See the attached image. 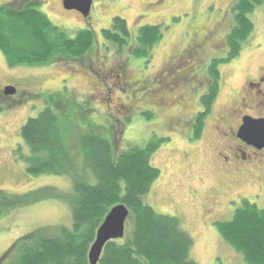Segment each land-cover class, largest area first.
Returning <instances> with one entry per match:
<instances>
[{"label": "rangeland", "instance_id": "1", "mask_svg": "<svg viewBox=\"0 0 264 264\" xmlns=\"http://www.w3.org/2000/svg\"><path fill=\"white\" fill-rule=\"evenodd\" d=\"M9 1L0 0V5ZM155 1L93 0L91 16L87 21L77 11L63 8L62 0H44L41 10L68 38L73 39L80 31L91 29L97 39L95 45L87 50L85 56L75 60L16 68L9 67L0 50V90L12 85L18 91L17 96L26 93L22 98L17 97L18 104L0 97V257L18 238L33 231L42 228L43 231L36 235H55L59 227L71 226V212L64 197L71 193L76 174L84 171L88 181H96L84 168L82 149L77 141L81 135L94 132L104 137L113 136L118 152L145 148L151 140L159 142L151 164L161 174L144 197L145 202L160 214L180 218L183 228L193 238L191 256L196 264H245L241 254L223 240L216 226L204 224L200 203L205 191L219 179L215 166L222 140L217 139L212 125L215 115L228 101L231 89L240 87L246 75H255L258 68L264 65V3L249 15L254 29L248 40L243 42L240 54L222 64L221 89L206 118L202 136L194 139L193 126L187 123L189 118L180 123H168L159 99L149 96L148 90L155 85L146 84L144 88L119 86L118 83L124 84V78L118 81L116 78H105L99 69L110 71L126 62L129 76L137 80H151L152 83L162 65L190 44L195 30L202 33L210 29L214 32L213 39L218 41V45L209 42L207 49L201 53V59L209 62L219 55L224 59L229 52L225 40L234 25L235 10L232 11V7L237 0H164L153 4ZM115 16L127 21L133 37L142 26H162V41L155 47L149 64L144 58L128 56L125 51L121 54L111 44H107L110 50L100 49L98 44L103 41L102 30L110 28ZM220 48L224 49L217 53ZM206 66L203 64L199 68L200 73ZM101 79L106 82L105 86ZM114 82H117V88ZM106 86L111 90L107 91ZM49 92L60 94L54 101L61 99L63 106L57 107L52 100L48 105L43 94ZM35 93L42 95H37L38 98L28 96ZM200 94L189 100L186 116L201 112L202 105L197 99ZM48 106L62 121V134L70 147L69 156L77 173L74 169V174L70 173V167L63 162L61 170L66 172L62 171L60 175L45 173L32 176L26 169L25 160L13 157L14 149L22 144L19 135L21 127ZM66 114L68 117H65ZM24 150V156H28V148L24 146ZM225 187L227 196L221 204L222 215L226 216L224 219L231 220L236 208L241 206L240 201L234 202L233 212L230 213L226 200H237L239 195L264 209V193L261 198L253 197L255 192L260 193L258 186L244 183L237 187L232 183ZM36 190L42 191L35 195L33 192V196H29L24 203H14L16 198L12 195ZM194 190L198 191L197 194H193ZM17 252L19 248H14L11 255Z\"/></svg>", "mask_w": 264, "mask_h": 264}, {"label": "trees", "instance_id": "2", "mask_svg": "<svg viewBox=\"0 0 264 264\" xmlns=\"http://www.w3.org/2000/svg\"><path fill=\"white\" fill-rule=\"evenodd\" d=\"M43 1L11 0L0 5V50L11 68L75 60L85 56L97 41L91 29L80 31L73 39L68 38L41 10ZM263 3L264 0H237L232 7V11L235 10L234 25L225 40L229 52L225 60L213 59L208 67L212 85L209 93L200 99L204 110L195 118L192 138L202 136L206 118L218 96L222 80L220 66L240 54L243 42L254 29L249 15ZM197 35L194 32L189 45H198ZM162 38V26L158 24L142 26L133 37L127 21L120 16L113 18L110 28L102 30L104 42L114 45L121 54L125 51L128 56L144 58L147 64ZM211 40L213 38L210 43ZM37 95L42 94L29 97L38 98ZM43 95L48 105L52 100L57 107L63 106L61 99L54 101L60 94L49 92ZM150 97L156 99L155 94ZM15 103L18 104L19 100ZM61 122L59 115L48 106L21 127L22 144H18L15 152L18 158L25 160L30 175H60L62 171L66 172L61 170L63 162L70 167V173L74 172ZM77 144L82 149L84 168L96 181L91 183L84 171L78 174L74 169L77 178H74L71 193L64 197L71 212V226L59 227L55 235H36L43 231L41 228L18 238L0 257V263L90 264L88 253L98 228L114 206L124 204L130 211L125 237L109 241L98 264H196L191 256L193 238L183 228L180 218L160 214L144 200L161 174L151 164L160 143L151 140L145 148L118 152L113 136L90 132L81 135ZM23 145L29 150L26 152L28 156L23 154ZM41 191L12 195L16 198L14 203H24L29 196ZM216 228L223 240L241 254L245 264H264V209L245 199L236 208L232 219L218 223ZM14 248H19V252L11 255Z\"/></svg>", "mask_w": 264, "mask_h": 264}, {"label": "flooded vegetation", "instance_id": "3", "mask_svg": "<svg viewBox=\"0 0 264 264\" xmlns=\"http://www.w3.org/2000/svg\"><path fill=\"white\" fill-rule=\"evenodd\" d=\"M160 1L164 0H156L153 4H157ZM78 13L82 15L80 12ZM90 16L91 13L88 17H83L88 21ZM195 32L198 34V45H186L178 55L170 57L157 71L152 83L151 80H137L129 76L126 62L118 64L116 69L110 71L99 70L105 78H116L117 81L124 78V84L118 83L119 86L144 88L146 84L155 85V88L148 90L149 96L155 94L156 98L159 99V105L161 109H164L168 123H180L184 119L189 118L187 123L190 122L193 126L199 112H194L191 117L186 116V111L190 107L189 100L201 92L197 98L200 101L203 96L209 93L212 81L208 67L213 59H223L219 58L220 55L213 57L209 62L201 59V53L207 49L206 47L210 39L213 38L214 32L210 29L202 33L198 30H195ZM211 42V45H218V41L215 39L211 40ZM107 44L109 45L110 43L102 41L98 45L101 50H110L111 48ZM223 49H218L217 53L223 51ZM203 64H207V66L200 73L201 70L199 68ZM114 83V87L117 88V82ZM102 85L105 86L106 82L102 81ZM8 86L12 85H6L0 90V95L6 99L17 102V97L26 96V93L17 96V90L14 95H6L5 88ZM106 90L110 91L111 87L106 86ZM203 110L202 108L201 111ZM247 118L264 119V65L258 68L255 75H246L240 87L231 89L228 101L220 107V110L215 115L216 120L214 119L212 125L217 133V139L222 140V145L220 144V148L216 153L217 162L215 167L219 179L205 191L200 203L202 209L201 217L205 219V225L217 226L218 223L227 221V219H224L226 217L225 214L224 216L222 215L223 210H221L222 199L227 196L225 186L233 183L238 187L241 184L250 183L253 187L258 186V190H260V193L259 191L255 192L253 197L261 198L264 193V147L260 148L258 141L245 138L241 133ZM16 150L15 148L13 151L14 159L18 158ZM197 192V190H194L193 194H197ZM238 197L239 199L237 200L231 198L226 200L230 213L233 212L232 204L234 202L240 201L241 204L243 200L247 199H243L242 195Z\"/></svg>", "mask_w": 264, "mask_h": 264}, {"label": "water", "instance_id": "4", "mask_svg": "<svg viewBox=\"0 0 264 264\" xmlns=\"http://www.w3.org/2000/svg\"><path fill=\"white\" fill-rule=\"evenodd\" d=\"M93 0H63L66 10H76L84 17H88L92 10ZM16 88L8 86L5 88L6 95H14ZM245 138L258 141L259 147H264V119L247 118L241 129ZM130 211L124 204L114 206L105 217L97 230L96 238L90 247L88 260L90 264H98L105 245L111 240L122 239L126 233V223Z\"/></svg>", "mask_w": 264, "mask_h": 264}]
</instances>
